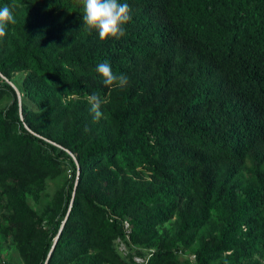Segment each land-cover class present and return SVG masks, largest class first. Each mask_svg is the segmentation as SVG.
Returning a JSON list of instances; mask_svg holds the SVG:
<instances>
[{
    "label": "trees",
    "instance_id": "1",
    "mask_svg": "<svg viewBox=\"0 0 264 264\" xmlns=\"http://www.w3.org/2000/svg\"><path fill=\"white\" fill-rule=\"evenodd\" d=\"M119 2L131 20L101 42L83 0H0L16 20L0 38V181L72 172L40 264H138L144 251L117 246L126 220L135 243L177 231L148 264H188L196 239L198 264H264V0ZM102 62L127 86L105 87Z\"/></svg>",
    "mask_w": 264,
    "mask_h": 264
},
{
    "label": "rangeland",
    "instance_id": "2",
    "mask_svg": "<svg viewBox=\"0 0 264 264\" xmlns=\"http://www.w3.org/2000/svg\"><path fill=\"white\" fill-rule=\"evenodd\" d=\"M26 76V73H17L12 81L21 83ZM10 102L11 99L8 96L3 97L0 102V111L4 110ZM19 107L20 117L24 121L21 95ZM30 107L34 109L32 105ZM25 127L33 134L39 135L32 131L28 124H25ZM44 139L55 145L52 140L45 137ZM66 151L73 156L78 164L76 154L69 150ZM77 170H79V166H77ZM71 173V166L60 160L54 166L47 168V173H44L42 181L35 185L24 186L12 180H8L7 183L0 181V264H40L46 244L51 239L54 223L66 207L62 193L68 188ZM126 222L130 225V232H126L128 244L118 239L117 246L124 259H128L130 254L129 246L144 251L145 257H140L139 259L142 258L143 261L138 264H148L156 251L151 248L157 244V242L155 243L156 238L160 240L169 232L173 234L177 232L172 224H167L161 229L160 236L156 235L155 240L144 238L143 241L141 239L135 243L131 223L129 220ZM213 225L212 223L208 226L213 227ZM174 239L171 237L170 241ZM201 244V241L196 239L193 245L191 244L186 251H183L179 257L182 260L181 263L188 259V264H198L197 253ZM178 245H181L179 241ZM255 258L261 260L260 254L257 253Z\"/></svg>",
    "mask_w": 264,
    "mask_h": 264
},
{
    "label": "clouds",
    "instance_id": "3",
    "mask_svg": "<svg viewBox=\"0 0 264 264\" xmlns=\"http://www.w3.org/2000/svg\"><path fill=\"white\" fill-rule=\"evenodd\" d=\"M83 28L85 31H98L101 42L109 38H118L124 34V26L131 20V9L127 3L119 0H83ZM16 20L9 6L0 8V38L7 35L8 25L15 24ZM97 73L102 77L101 83L105 87L124 88L129 78L121 73L115 74L110 63L102 62L96 67ZM91 112L95 121L101 119V99L93 93L88 97Z\"/></svg>",
    "mask_w": 264,
    "mask_h": 264
},
{
    "label": "water",
    "instance_id": "4",
    "mask_svg": "<svg viewBox=\"0 0 264 264\" xmlns=\"http://www.w3.org/2000/svg\"><path fill=\"white\" fill-rule=\"evenodd\" d=\"M5 79H6V78H5ZM7 82H8V83H9V84H10V85L16 90V92H17V94H18V96H19V98H20V92H19V90L16 88V86H15L12 82H10L9 80H7ZM64 224H65V222L63 223V225H62V227H61V230L63 229ZM61 230H60V231H61ZM58 239H59V235H58V236L56 237V239H55L54 246H53V248H52V250H51V252H50L48 258H50L52 252L54 251L55 246H56V244H57V242H58Z\"/></svg>",
    "mask_w": 264,
    "mask_h": 264
},
{
    "label": "built area",
    "instance_id": "5",
    "mask_svg": "<svg viewBox=\"0 0 264 264\" xmlns=\"http://www.w3.org/2000/svg\"><path fill=\"white\" fill-rule=\"evenodd\" d=\"M125 229H126V232H130V225H129V223L128 222H125ZM140 257H135V261L137 262V263H140V261H143V259L141 258V259H139ZM1 264H5V263H1Z\"/></svg>",
    "mask_w": 264,
    "mask_h": 264
}]
</instances>
